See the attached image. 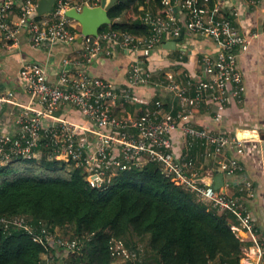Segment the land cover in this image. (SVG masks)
<instances>
[{"label":"built area","instance_id":"obj_1","mask_svg":"<svg viewBox=\"0 0 264 264\" xmlns=\"http://www.w3.org/2000/svg\"><path fill=\"white\" fill-rule=\"evenodd\" d=\"M240 1L249 10H257L263 2ZM38 2L0 0V43L6 47L15 45L19 33L25 30L36 48L74 43L81 38V56L87 62L98 54L110 55L117 49L132 54L133 59L124 88L89 75L80 67L81 62L72 59L63 60L54 81L47 78L43 65L22 64L18 75L29 103L16 101L12 90H0V111L7 104L17 106L14 131L0 133V166L15 156L30 158L42 146L48 158L73 162L82 168L91 185L99 187L119 170L141 165L145 159L156 161L173 184L193 190L199 199L220 210H229L236 218L232 230L238 237L246 232L252 241L250 250L246 251L251 255L243 257L242 263L264 264V236L247 208L236 197L205 183L194 169L193 159L177 157L171 148L172 132L179 129L187 147L203 146L205 158H211L221 173L235 175L242 170L239 159L226 157L224 150L243 155L244 141L255 139L256 132L245 129L240 134H232L197 128L189 117L204 101L212 106L215 121H220L226 106L242 100L245 82L238 68V53L245 51L252 40L264 38V27L249 34L241 32L238 5L217 1L210 4L209 0H161L160 8L145 10L142 15L148 29L145 35L107 29L95 36H83L73 31L78 23L65 12L70 8L79 11L83 5L95 6L97 1L54 0L51 10L43 14L37 12ZM182 31L211 40L214 49L201 55L200 76L188 77L182 83L166 72L164 81L155 82L178 98L180 110L173 114L156 100L152 110L146 108L137 115L114 114L113 108L118 103H145L133 94L137 85L152 83L153 72L145 67V58L156 47L178 38ZM66 108L76 111L84 123L78 124L57 114ZM241 186L250 191L251 183L243 180ZM1 221L21 226L24 220L14 217ZM110 244L115 261L141 257V249L130 250L121 240L111 239ZM60 246L65 252L76 254L81 245L72 240Z\"/></svg>","mask_w":264,"mask_h":264},{"label":"trees","instance_id":"obj_2","mask_svg":"<svg viewBox=\"0 0 264 264\" xmlns=\"http://www.w3.org/2000/svg\"><path fill=\"white\" fill-rule=\"evenodd\" d=\"M160 2L117 0L108 10L106 30L147 34L142 15L160 8ZM122 14L125 20L116 22ZM73 31L80 33V26ZM14 217L23 218L21 226L1 221ZM234 223L229 210L173 184L148 159L117 171L99 187L73 162L45 153L15 156L0 166V264H41L42 255L55 253L48 243L52 233L82 246L79 254L68 255L67 264H113L111 239L142 250L140 258L122 264H240L243 243L231 228Z\"/></svg>","mask_w":264,"mask_h":264},{"label":"crops","instance_id":"obj_3","mask_svg":"<svg viewBox=\"0 0 264 264\" xmlns=\"http://www.w3.org/2000/svg\"><path fill=\"white\" fill-rule=\"evenodd\" d=\"M121 1L137 3V0ZM214 1L240 7L239 29L241 32L249 34V32L264 27V0L257 10H249L242 6L240 0ZM99 2L100 0L97 4ZM151 7L148 6V9ZM138 8L141 10L142 6ZM124 20V14L116 18V22L119 23ZM213 49L214 44L211 40L190 35L186 31H184L181 40L176 42L174 49L165 48L164 45L156 47L150 56L145 58L144 64L147 69L153 72L152 83L137 85L133 89V94L147 104L118 103L113 108L114 114L137 115L146 108L152 110L156 100L163 103L165 110L175 114L180 110L178 98L168 92L163 85H155V82L164 81L166 72L173 74L182 83L188 77L200 76V57L202 54L212 52ZM64 59L81 62L80 67H83L89 75L110 81L117 88H124L133 56L124 50L117 49L110 55L98 54L87 62L81 56L78 38L74 43H57L36 48L31 45L28 32L22 30L15 45L6 47L5 44L0 43V90L14 91L16 101L27 104L29 97L23 92L22 82L18 75L21 65L39 63L45 67L47 78L54 81L59 70L63 67ZM237 63L245 82L242 100L231 102L226 106L220 121H215L212 106L203 101L193 110L189 121L197 128L212 131L240 134L242 130L248 129L256 132L255 139L244 141L243 155L236 156L232 150H224L226 157L235 156L239 159L242 170L235 175L222 173L223 183L217 190L223 191L227 196L236 197L247 208L256 228L262 233L264 230V38L259 37L252 40L245 51L239 52ZM16 112L17 106L14 104H7L0 111V133L14 131L13 120ZM57 114L75 123H84V120L72 108H66ZM171 140L172 152L177 157L187 156L193 159L194 169L200 178L205 183L213 185V178L221 172L218 171L217 164L211 158H205L204 147L200 144L187 147L185 138L179 129L172 132ZM42 153L46 154V150L41 146L36 150L35 155L40 156ZM243 180L251 183L250 191L241 186ZM238 235L243 243V252L250 250L252 245L250 236L246 232H241ZM246 255L250 256L251 253L246 252ZM44 261L42 260V262ZM240 264H242V259Z\"/></svg>","mask_w":264,"mask_h":264},{"label":"water","instance_id":"obj_4","mask_svg":"<svg viewBox=\"0 0 264 264\" xmlns=\"http://www.w3.org/2000/svg\"><path fill=\"white\" fill-rule=\"evenodd\" d=\"M54 0H39L37 5V12L39 14L47 13L51 10ZM116 0H100L99 4L95 6L83 5L81 10L77 11L75 8L68 9L65 14L74 19L80 26V33L83 36H95L103 25H108L111 19L108 15V10L115 4ZM183 37V31L180 36L172 41L164 43V47L174 49L176 42ZM81 38H79L80 40ZM213 188L218 189L223 183V174L217 173L213 178ZM211 185V184H210ZM237 233V232H236ZM264 236V230L262 231Z\"/></svg>","mask_w":264,"mask_h":264},{"label":"rangeland","instance_id":"obj_5","mask_svg":"<svg viewBox=\"0 0 264 264\" xmlns=\"http://www.w3.org/2000/svg\"><path fill=\"white\" fill-rule=\"evenodd\" d=\"M95 1L98 2L99 0H95ZM107 27H108V25L106 24V25H103L101 29L102 30H106ZM57 160H59L61 162L62 161L63 162H67L64 158H57ZM111 174H114V172L111 173ZM108 179L110 181L111 180V176ZM106 183H108V181ZM64 242L65 241H63L61 238H55V235L53 233L52 234H49L48 235V243L54 248L55 253L54 254H50V256L49 255L48 256L42 255L41 258H42V260H45V261L44 262H41V264H57L59 262L58 259H60V258H61L60 259L61 264H67L68 259H69L68 258V255L71 254V253L65 252L64 255H62L63 252H62V250L59 249L60 244H64ZM65 247H66V245H65ZM80 250H82V247L81 246H80ZM79 253L80 252H78V254ZM245 256H246V252L244 253L242 251V257L240 258V262H241V259L243 257H245ZM123 262H124V258H121V259H118L116 261H113V264H122Z\"/></svg>","mask_w":264,"mask_h":264}]
</instances>
